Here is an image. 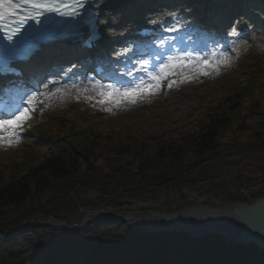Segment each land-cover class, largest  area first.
<instances>
[{"label": "trees", "instance_id": "16d2710c", "mask_svg": "<svg viewBox=\"0 0 264 264\" xmlns=\"http://www.w3.org/2000/svg\"><path fill=\"white\" fill-rule=\"evenodd\" d=\"M238 64L229 81H219L216 97L200 104L172 134H150L136 122L102 124L89 102L51 115L57 121L48 131L35 117V129L27 130L34 147L0 165V264H264V252L228 246L220 236L191 240L97 219L73 231L41 222L73 226L83 211L101 209L98 200L69 195L80 186L141 196L214 178L231 153L235 157L228 160L236 164L246 155L264 156V55L249 52ZM77 108L85 115L76 116ZM262 195L264 187L248 195L229 192L225 203ZM28 222L34 224L23 225ZM98 242L113 247L94 253Z\"/></svg>", "mask_w": 264, "mask_h": 264}, {"label": "rangeland", "instance_id": "374dc122", "mask_svg": "<svg viewBox=\"0 0 264 264\" xmlns=\"http://www.w3.org/2000/svg\"><path fill=\"white\" fill-rule=\"evenodd\" d=\"M237 7V6H236ZM238 8V7H237ZM99 13V12H98ZM188 20L181 18L176 23H180V29L189 30L192 35L189 37L183 36L184 42H192L195 48L198 49L200 40L196 38V32L203 30L202 28L188 29L186 24ZM236 26L238 35L232 34V27ZM173 26V25H172ZM230 35L227 47L222 46V41L219 38H213L210 43L214 47L215 56L223 55L228 58V64H221L218 70L209 71L208 75H194V78L186 82L176 83L169 87V81L181 80L183 77L179 73L174 77H169L168 80L162 82L168 83V88L162 94L160 89L150 96H144L136 103H124L119 106L115 104H102L99 101L102 97L99 96L101 90H106L111 84H91L86 86L90 81L91 75H85L82 80H78L73 86L65 85L64 81H53L51 78L44 79L42 83L36 84L33 87L30 83L25 82V90L17 102L19 108L29 107L26 104L27 99L36 94L41 103L35 105L30 113V118L25 121L23 131L20 132V138L11 144L0 143V165L5 166L11 164V159L14 156H21L23 152L29 150L32 145V138L29 136L27 130H34L36 126L35 117H40L39 128L42 131H48L53 125L54 119L51 115L61 112L65 106L91 103L90 110L103 118L99 122L106 124L110 121L104 119H112L114 122L123 125L127 123H135L138 128H144L150 134L174 133L185 127V122L189 115L205 102L216 97V89L220 80L229 81L238 69V63L243 61V58L249 52L256 54L262 53L264 55V28H256L254 30L244 33L241 30L240 20L238 17L232 20L228 28ZM211 39V38H210ZM217 42V43H216ZM201 51V52H200ZM206 50L199 49L197 56L206 54ZM210 58L212 56H209ZM185 75L189 74L187 71ZM89 77V78H88ZM51 83L57 84L56 88L51 92L45 91ZM139 83V82H136ZM135 83L121 84L114 86L123 88L132 86ZM99 86V87H97ZM42 93V95H41ZM91 98V99H90ZM96 112H95V111ZM76 116H83L85 112L76 109ZM91 113V115H94ZM35 119V120H34ZM96 120V118H95ZM99 126V125H98ZM229 156V157H228ZM228 159H232L234 154H229ZM226 160L222 166L217 169L214 178L203 177L200 180L186 183L184 185L165 186L156 190L153 193H145L141 196L128 195H108L103 192H98L96 188L92 187H78L71 189L69 195L75 197L77 194L82 198L98 200L101 203L102 209H110L114 211H134V210H154L160 209L165 211L175 210L179 207H184L188 203H210V204H224L226 194L229 192L243 193L248 195L262 187H264V156L250 154L241 159L239 164L234 161ZM244 181L246 185H244ZM72 197V198H73ZM24 207H27L24 206ZM116 208H121L115 210ZM143 224H151L150 219H144ZM29 223V222H28ZM139 224H134L136 228L141 229Z\"/></svg>", "mask_w": 264, "mask_h": 264}, {"label": "bare ground", "instance_id": "6f19581e", "mask_svg": "<svg viewBox=\"0 0 264 264\" xmlns=\"http://www.w3.org/2000/svg\"><path fill=\"white\" fill-rule=\"evenodd\" d=\"M235 16L239 17L242 31L264 28V0H102L97 17L101 39L94 42L92 51L79 47L77 42L41 47L26 64L15 66L14 75L0 76V98L13 102L11 107L15 109L25 82L40 85L48 78L51 82L62 79L64 86L75 85L86 74L91 75L88 87L96 82L112 86L139 82L144 76L136 72L140 61L159 64L168 56H176L175 50L185 46L182 38L192 32L180 29L178 20L186 18L188 29L209 30L227 44L230 31L226 23ZM172 25L178 30L169 31ZM144 27H153L154 35L139 38L136 34ZM90 66L101 67L103 73L94 76ZM56 86L51 83L45 91L51 92Z\"/></svg>", "mask_w": 264, "mask_h": 264}, {"label": "water", "instance_id": "95a60500", "mask_svg": "<svg viewBox=\"0 0 264 264\" xmlns=\"http://www.w3.org/2000/svg\"><path fill=\"white\" fill-rule=\"evenodd\" d=\"M229 22L226 23V27ZM90 219L100 221H118L134 226L141 224V232L184 234L191 240H202L212 236H220L226 245L231 247L253 246L264 252V195L250 200L248 203L228 202L224 204L188 203L184 207L165 211L134 210L114 211L110 209H91L83 211L80 223L70 226L63 222L44 219L41 222L56 228L73 231L84 228ZM144 219L151 224L160 223L158 227L145 225ZM140 221V222H136ZM34 223H24V226ZM136 228V226H134ZM113 245L95 243L91 251L97 253L111 249Z\"/></svg>", "mask_w": 264, "mask_h": 264}, {"label": "snow or ice", "instance_id": "6c2138e0", "mask_svg": "<svg viewBox=\"0 0 264 264\" xmlns=\"http://www.w3.org/2000/svg\"><path fill=\"white\" fill-rule=\"evenodd\" d=\"M80 4L81 0H74V4L71 6L62 4L61 0H21V3H15L14 0H0V29L11 27V25L7 23L8 18L15 16V9L22 8L24 5H27L31 11H29L22 20L16 21V30L12 35L7 37L9 40L12 39L13 35L19 33V26L27 20L32 19L39 23V18L43 16L45 12L61 13L62 7L66 9L71 7L72 10L61 14L75 16ZM6 8L11 11L6 12ZM168 30L177 31L178 29L171 27ZM232 34L238 35L236 26H233ZM163 43L164 39L161 37L160 44L162 45ZM228 62V58L222 54L219 56L213 55L210 58L209 55L196 56L192 53H187L183 56H168L164 61L155 66V68H153L150 61L143 60L140 61L136 67V72L144 73L139 83L123 88L109 85L106 90H101L99 92V96L102 97L99 102L102 104H115L117 106L124 103L134 104L144 96L154 95L162 86V82L168 80L169 77H174L178 73L183 77L181 80L169 81V87H171L173 84L186 82L194 78V75H208L209 71L214 69L218 70L221 64L227 65ZM185 71L189 74L185 75ZM38 103H41V101L38 100L37 95L34 93L26 101L29 107H18L15 110L9 111L7 115L0 116V143L11 144L19 140L20 132L23 131L25 121L30 118L31 111Z\"/></svg>", "mask_w": 264, "mask_h": 264}]
</instances>
